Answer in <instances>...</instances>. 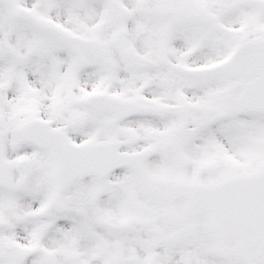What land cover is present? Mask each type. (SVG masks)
<instances>
[{
	"label": "snow or ice",
	"instance_id": "6c2138e0",
	"mask_svg": "<svg viewBox=\"0 0 264 264\" xmlns=\"http://www.w3.org/2000/svg\"><path fill=\"white\" fill-rule=\"evenodd\" d=\"M0 264H264V0H0Z\"/></svg>",
	"mask_w": 264,
	"mask_h": 264
}]
</instances>
